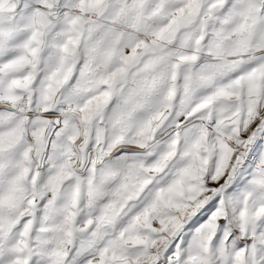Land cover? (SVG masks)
<instances>
[{
	"label": "snow or ice",
	"instance_id": "obj_1",
	"mask_svg": "<svg viewBox=\"0 0 264 264\" xmlns=\"http://www.w3.org/2000/svg\"><path fill=\"white\" fill-rule=\"evenodd\" d=\"M0 264H264V0H0Z\"/></svg>",
	"mask_w": 264,
	"mask_h": 264
}]
</instances>
